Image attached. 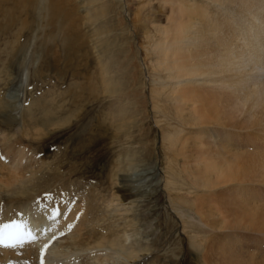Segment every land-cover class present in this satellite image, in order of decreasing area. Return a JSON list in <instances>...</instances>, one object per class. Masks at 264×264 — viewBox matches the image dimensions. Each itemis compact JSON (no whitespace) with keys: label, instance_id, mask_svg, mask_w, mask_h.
I'll use <instances>...</instances> for the list:
<instances>
[{"label":"rangeland","instance_id":"obj_1","mask_svg":"<svg viewBox=\"0 0 264 264\" xmlns=\"http://www.w3.org/2000/svg\"><path fill=\"white\" fill-rule=\"evenodd\" d=\"M157 1L0 0V101L18 107L0 108V140L32 155L26 188L24 182L0 188V202L66 193L84 205L92 222L86 229L100 236L125 231L128 251L118 254V264H230L218 253L224 234H234L241 252H254L261 240L236 227H204L199 251L188 239L195 233L190 221L199 217L188 206L202 201L222 208L263 184L245 181L211 193L198 188L187 196L196 187L188 143L210 129L180 118L169 89L162 90L165 72L156 68L158 55L144 35L152 31L153 40L163 22ZM171 134L175 145L165 139ZM256 144L243 149L254 151ZM20 189L29 197L18 195ZM57 240L64 245L65 236ZM88 254L73 264L89 260Z\"/></svg>","mask_w":264,"mask_h":264},{"label":"bare ground","instance_id":"obj_2","mask_svg":"<svg viewBox=\"0 0 264 264\" xmlns=\"http://www.w3.org/2000/svg\"><path fill=\"white\" fill-rule=\"evenodd\" d=\"M157 2V12L160 21L163 20L154 27L157 38L154 36L151 40L152 31L144 35L145 42L158 55L156 68L165 72L167 83L162 90L169 89L180 118L187 117L190 125H200V128L205 125L210 129L198 132L199 139L188 143L193 147L191 151L199 150L201 154L189 155V161L194 164L191 171L196 187L187 191V196L196 194L198 188L211 193L217 187L239 188L243 186L240 182L245 181L263 184L254 193H249L248 187L245 191L249 193L248 198L244 195L239 203L232 201L222 208L202 201H197L196 206L192 201L188 209L199 220L195 223L191 216L194 228L191 233H195L188 237L190 244L199 251L202 249L201 241L205 238L200 233L204 227L224 228V232L229 229L226 227H236L234 230L240 233L250 231L261 240V245L252 253L241 252L234 234H224L226 244L218 249L220 256L229 257L230 264L247 261L264 264V0ZM6 14L10 16L7 11ZM0 108L12 111L18 107L4 100L0 101ZM176 134L166 135L165 139L175 145ZM193 138L194 135L190 137ZM180 140L182 137L176 141ZM247 143H257L256 150L245 151ZM2 150L0 188L22 185L28 179L24 174L32 155L19 144H4ZM176 177L170 182L175 183ZM170 182L167 181V188ZM24 185L25 182L22 185L25 189ZM126 191L122 188L123 197ZM29 193L20 189L17 194L26 198ZM68 197L57 190L40 202L27 198L23 201L22 197L8 204L0 202V223L17 220L36 236L34 241L15 249L0 247V264H41L42 250L43 264H68L70 260L69 264L77 263L84 252L89 253V260L81 264H118V254L128 251L123 241L125 231L121 235L100 236L86 229L92 222L87 219L84 205ZM15 201L19 204H14ZM177 211L185 217L182 211ZM61 236H65L64 245L53 241V237ZM45 244H48L46 249Z\"/></svg>","mask_w":264,"mask_h":264},{"label":"snow or ice","instance_id":"obj_3","mask_svg":"<svg viewBox=\"0 0 264 264\" xmlns=\"http://www.w3.org/2000/svg\"><path fill=\"white\" fill-rule=\"evenodd\" d=\"M59 214L58 212L56 213ZM72 226L69 225V228ZM36 239L33 231L30 230L26 224L17 220H11L7 223H0V247L4 248H18L25 243L32 242ZM55 239V237H53ZM48 244L43 246L44 249ZM43 250L41 251V264H43Z\"/></svg>","mask_w":264,"mask_h":264}]
</instances>
